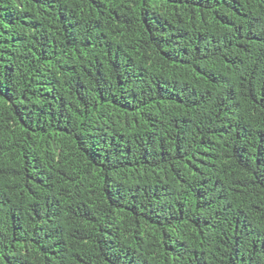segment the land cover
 Here are the masks:
<instances>
[{"label":"trees","instance_id":"16d2710c","mask_svg":"<svg viewBox=\"0 0 264 264\" xmlns=\"http://www.w3.org/2000/svg\"><path fill=\"white\" fill-rule=\"evenodd\" d=\"M0 264H264V0H0Z\"/></svg>","mask_w":264,"mask_h":264}]
</instances>
